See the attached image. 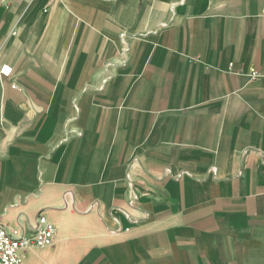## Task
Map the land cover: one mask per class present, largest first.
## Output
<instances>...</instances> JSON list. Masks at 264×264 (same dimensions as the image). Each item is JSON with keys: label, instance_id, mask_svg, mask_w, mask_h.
Returning <instances> with one entry per match:
<instances>
[{"label": "crops", "instance_id": "obj_1", "mask_svg": "<svg viewBox=\"0 0 264 264\" xmlns=\"http://www.w3.org/2000/svg\"><path fill=\"white\" fill-rule=\"evenodd\" d=\"M2 64L22 264H264V0H0Z\"/></svg>", "mask_w": 264, "mask_h": 264}, {"label": "built area", "instance_id": "obj_2", "mask_svg": "<svg viewBox=\"0 0 264 264\" xmlns=\"http://www.w3.org/2000/svg\"><path fill=\"white\" fill-rule=\"evenodd\" d=\"M11 71V66L2 64L1 74L9 75ZM250 71L252 78L258 77L259 72L254 66L250 67ZM12 87L16 88L17 84L13 83ZM38 214L37 221L32 227L33 231L29 234L21 232L17 227L0 224V264H22L23 250L32 246H53L57 235L56 226L45 214L42 212Z\"/></svg>", "mask_w": 264, "mask_h": 264}]
</instances>
